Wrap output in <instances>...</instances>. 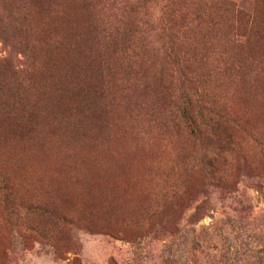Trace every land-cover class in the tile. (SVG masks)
Returning <instances> with one entry per match:
<instances>
[{
    "label": "rangeland",
    "instance_id": "1",
    "mask_svg": "<svg viewBox=\"0 0 264 264\" xmlns=\"http://www.w3.org/2000/svg\"><path fill=\"white\" fill-rule=\"evenodd\" d=\"M121 1L97 3L106 4L102 13L115 16L117 10L109 9L121 6ZM231 1L249 12L256 3ZM103 4L98 6L99 10ZM166 5L165 0H154L149 8L158 19ZM58 12L60 9L53 14L55 21ZM78 18L72 35L66 28H58L50 17L41 22L39 31L32 30L21 45L37 47L36 63L26 48L27 52L13 51L10 42L0 39V62L10 61L17 69L16 74H7L10 83L1 94L10 98V106L2 105L0 97V264H264V166L259 172L254 168L239 170L243 156L258 162L262 159L259 144H264V60H118L107 43L95 40L94 54L105 53L103 59L110 62L109 70L100 81L101 101L95 121L75 132L73 126H56L54 117L59 111L64 117L70 116L71 111L77 115L78 107H83L80 100L76 105L62 98L56 100L58 94L52 91L42 96L41 88L54 87L61 62L85 60L83 52L93 50L86 39L97 35L91 37L92 31L84 26L89 13L80 11ZM154 30L149 42L153 49H158L162 36L159 29ZM47 41L51 46L55 43L53 47L62 41L68 45L52 50L53 47H43ZM224 49L217 46L216 56L220 57ZM154 63L155 68L151 65ZM145 69L150 77L160 71L175 101L183 93L177 83L181 71L188 77L199 78L198 87L227 119L222 124L221 148H234L231 155L235 161L225 170L237 183V192L228 193L226 189L204 184L196 187L199 194L183 215L178 237L161 241L151 237L132 244L123 236L102 229L105 199L114 196L111 182L124 181L122 192L116 193L121 209L139 208L147 193L153 196L160 191L169 173L184 174L190 160L184 161L208 149L206 144L190 141L187 133L172 123L169 111L160 115L156 106L145 104L140 96L145 81L139 77ZM32 77H36L34 86L39 92L29 87ZM16 84L18 87L13 88ZM16 96H20L17 103ZM46 150L53 152L50 161L53 160L56 175L47 176L45 171L42 174L40 169H31L35 155ZM125 177H133L129 193ZM133 193L139 199L130 203L125 197ZM248 205L252 209L243 212ZM198 207L204 210L198 213ZM65 217L74 224L65 226L60 221Z\"/></svg>",
    "mask_w": 264,
    "mask_h": 264
},
{
    "label": "trees",
    "instance_id": "2",
    "mask_svg": "<svg viewBox=\"0 0 264 264\" xmlns=\"http://www.w3.org/2000/svg\"><path fill=\"white\" fill-rule=\"evenodd\" d=\"M153 1L122 0L119 4L121 6H112L109 9V11L117 10V15L113 16L102 13L107 9L106 4H98L97 0H0V39L2 42H10L13 51L25 49L26 47L21 43L27 41L32 30L39 31L42 27L41 22L48 17L58 28L60 26L66 28L72 35L75 22L79 21L80 11L89 13L84 26L92 31L91 37L97 36L85 38L88 45L92 44L93 50L89 51L90 53L88 49L83 52L85 60L61 62L62 69L58 72L54 87L41 88L42 96L52 91L58 94L56 100L62 98L76 105L79 99L83 106L78 107L80 112L77 115L75 111H71L70 116L67 117L62 116L60 111L57 114L54 112L56 126L62 129L73 126V130L77 132L84 126H91L96 119L95 112L101 101L100 81L106 78V72L109 70L107 65L110 64L108 60L103 59L105 53L94 54L96 50L93 44L98 39L112 48L118 60H264V0H256L254 10L251 12L238 8L237 4L231 0L217 2L165 0L166 11L158 19L153 16L149 8ZM102 4L99 10L98 6ZM58 9H60L57 13L59 17L55 21L53 14ZM96 9L98 12L94 13ZM37 13L40 15L39 21ZM154 29H159L162 36V46L158 49H153L149 42ZM66 45L68 42L62 41L58 47ZM219 45L225 48L219 53L220 57L216 56ZM53 46L50 41L43 44V47L52 48ZM58 47H53L52 50ZM26 49L35 59L32 60L33 63H36L37 47ZM151 65L153 68L156 67L155 63ZM144 66L145 64L142 65L143 68ZM179 67L182 66L179 65ZM144 72L139 74V77L145 81V88L140 94L145 104L151 105L150 107L156 106V113L160 115L169 111L172 123L178 124V127L187 133L190 141L206 144L209 151L206 149V152L200 156L192 154L188 157L184 161L187 163L188 159L190 160L186 164L184 174L169 173L160 191L153 196L147 193L148 197L142 200L139 208L131 206L127 210H121L122 206L119 205L120 199L116 196V192L117 190L122 192L123 182L112 183L114 196L106 198L105 205H109L104 206L107 209L103 207L102 229L111 235L123 236L132 244L141 243L151 237L158 241L178 237L182 233L183 215L199 194L196 187L204 184L208 187L226 189L228 193L237 192V183L232 182L230 174H227L225 170L235 161L231 155L234 148L223 149V151L221 148L222 124L227 119L222 112L217 111L215 103L211 102L208 95L198 87L199 78L188 77L184 71H181L180 76L177 77V83L181 86L180 90L183 93L177 95L175 101V96L169 88L165 87V79L162 74H159L160 71L153 77L148 76L147 69ZM8 73L16 74V67L10 61L3 64L0 62L1 103L10 106V98L6 97V94L1 95L6 85L10 83ZM34 79L36 80V77L31 78L29 87L33 92H39L34 86ZM15 87L18 85L13 86ZM19 100L20 96H16V103ZM62 108L61 106L60 109ZM36 109L37 106L34 107V112ZM259 145L261 161L250 160L248 156H243L239 170L254 168L255 172H259L263 168L264 144ZM50 153L49 163L42 165L40 169L42 174L45 171L48 176L53 173L56 175L55 167L50 161L53 152L50 151ZM46 165L51 167V170ZM125 178V188L131 192L130 183L133 178ZM90 181L94 182L93 179ZM168 185L173 187L172 190ZM126 195L128 197L125 198H128L130 203L139 199L134 193ZM183 202L188 205L181 206ZM112 204L115 206L113 207ZM198 208V213L204 210L201 207ZM114 209L115 213H112ZM249 209H252L251 205L244 207L242 211L246 212ZM60 221L65 226L74 224L68 217L61 218Z\"/></svg>",
    "mask_w": 264,
    "mask_h": 264
},
{
    "label": "bare ground",
    "instance_id": "3",
    "mask_svg": "<svg viewBox=\"0 0 264 264\" xmlns=\"http://www.w3.org/2000/svg\"><path fill=\"white\" fill-rule=\"evenodd\" d=\"M68 5V4H67ZM75 9V8H74ZM70 12V11H69ZM70 18V17H69ZM64 19H65V17H64ZM63 19V20H64ZM67 19V18H66ZM57 21V20H56ZM79 137V136H78ZM83 137V136H82ZM84 137H85V135H84ZM108 137V136H107ZM80 138V137H79ZM91 138V137H90ZM77 139V138H76ZM85 139V138H84ZM88 139V138H87ZM87 139H85V141L87 140ZM92 139H94V138H92ZM101 139V138H100ZM96 140V139H95ZM110 140V139H109ZM77 141H78V139H77ZM80 141H82V140H80ZM88 141V140H87ZM113 141V140H112ZM73 142H75V141H73ZM70 143H72V141H70ZM83 143V142H82ZM34 144V143H33ZM32 146V145H31ZM52 146V145H51ZM91 146V145H90ZM95 146V145H94ZM97 146V145H96ZM29 147V146H28ZM33 147H35V146H33ZM44 147V146H43ZM48 147H49V145H48ZM53 147V146H52ZM117 147H119V146H117ZM30 148V147H29ZM47 148V147H46ZM68 148V147H67ZM70 148V147H69ZM81 148V147H80ZM80 148H78V149H80ZM33 149V148H32ZM43 149V148H42ZM48 149V148H47ZM49 149H51V148H49ZM82 150H83V148H81ZM90 149V148H89ZM93 149V148H92ZM45 150V149H44ZM57 150H59V149H57ZM56 150V151H57ZM143 150V149H142ZM41 151V150H40ZM51 151V150H50ZM50 151H44V152H42L41 154H38V155H35V159H33V166L31 165V169H33V167H34V169L35 168H37L38 170L39 169H41L42 168V165H45L49 160H48V158L50 157V155H51V153H50ZM86 151V150H85ZM39 152V151H38ZM110 152V151H109ZM57 153V152H56ZM60 153V152H59ZM62 153V152H61ZM73 153V152H72ZM100 153V152H99ZM58 154V153H57ZM68 154V153H67ZM96 154V153H95ZM116 154V153H115ZM34 155V154H33ZM89 155H90V153H89ZM108 155V154H107ZM125 155V154H124ZM53 156V155H52ZM66 156V155H65ZM68 156V155H67ZM92 156V155H91ZM97 156V155H96ZM100 156V155H99ZM110 156H112V155H110ZM70 157V156H69ZM87 157V156H86ZM72 158V157H71ZM71 158L69 159V160H71ZM78 158V157H77ZM129 158V157H128ZM53 159V158H52ZM51 159V160H52ZM57 159V158H56ZM55 159V160H56ZM60 159V158H59ZM79 159V158H78ZM81 159V158H80ZM83 159V158H82ZM93 159H95V158H93ZM122 159H123V157H122ZM58 160V159H57ZM53 161V160H52ZM74 161V160H73ZM87 161V160H86ZM85 160H84V162H86ZM82 162V161H81ZM105 162V161H104ZM136 162H137V160H136ZM49 163V162H48ZM54 163V162H53ZM56 163V162H55ZM78 163V162H77ZM83 163V162H82ZM87 163V162H86ZM90 163H92V162H90ZM106 163V162H105ZM111 163V162H110ZM60 164V163H59ZM63 164V163H62ZM62 164L61 165H59V167H62ZM79 164V163H78ZM117 164V163H116ZM133 164V163H132ZM65 165H66V163H65ZM65 165H64V167H65ZM69 165V164H68ZM110 165V164H109ZM123 165V164H122ZM46 166H48V165H46ZM75 166V165H74ZM77 166V165H76ZM121 165H119V167H120ZM49 167V166H48ZM55 167V166H54ZM78 167V166H77ZM95 167V166H94ZM109 167V166H108ZM115 167V166H114ZM50 168V170H51V167H49ZM58 168V167H57ZM69 168V167H68ZM104 168V167H103ZM112 169H113V167H111ZM30 169V170H31ZM55 169V168H54ZM53 169V170H54ZM63 169V168H62ZM66 169V168H65ZM72 169H74L73 167H72ZM72 169H71V171H72ZM99 169V168H98ZM106 169V168H105ZM76 169H74L73 171H75ZM85 170V169H84ZM97 170V169H96ZM121 170V169H120ZM57 171H59V169L57 170ZM89 171V170H88ZM61 173H63L62 172V170L60 171ZM77 172V171H76ZM82 172V171H81ZM57 173V172H56ZM54 174V173H53ZM65 175V174H64ZM68 175V174H67ZM73 174H71V176H72ZM26 176V175H25ZM40 177H41V175H39ZM43 176H45V175H43ZM48 176V175H47ZM85 176V175H84ZM113 176V175H112ZM76 177V176H75ZM80 177V176H79ZM105 178L107 177V176H104ZM108 177H110V176H108ZM115 177V176H114ZM118 177V176H117ZM129 177V176H128ZM64 178V177H63ZM133 178V177H132ZM103 179V178H102ZM44 180V179H43ZM87 180V179H86ZM91 180V179H90ZM94 180V179H93ZM101 180V179H100ZM129 180V179H128ZM75 181V180H74ZM89 181V180H88ZM103 181V180H102ZM110 181V180H109ZM48 182V181H47ZM65 182V181H64ZM97 182V181H96ZM95 182V183H96ZM124 182V181H123ZM57 183V182H56ZM62 183V182H61ZM81 183V182H80ZM104 183V182H103ZM32 184V183H31ZM50 184V183H49ZM98 184V183H97ZM110 184V183H109ZM111 184H112V182H111ZM34 185V184H33ZM35 185H37V184H35ZM75 185V184H74ZM77 185H78V183H77ZM89 185V184H88ZM119 185V184H118ZM66 186H67V184H66ZM99 186V185H98ZM97 186V187H98ZM43 187V186H42ZM58 187V186H57ZM77 187V186H76ZM87 187V186H86ZM91 187H93V185L91 186ZM109 187V186H108ZM113 187V186H112ZM120 187V186H119ZM60 188V187H59ZM95 190V189H94ZM99 190H100V187H99ZM107 190V189H106ZM122 190V189H121ZM98 191V189L95 191V192H97ZM118 191V190H117ZM59 192V191H58ZM88 191H86V193H87ZM90 192H91V190H90ZM112 192H114V190L112 191ZM52 193H53V191H52ZM117 193V192H116ZM129 193V192H128ZM66 194V193H65ZM73 194H75V193H73ZM100 194H101V192H100ZM103 194V193H102ZM101 194V195H102ZM95 195V194H94ZM93 195V196H94ZM104 195V194H103ZM100 196V195H99ZM72 197V196H71ZM77 197V196H76ZM86 197V196H85ZM88 197V196H87ZM107 197V196H106ZM81 198V197H80ZM92 198V197H91ZM75 199V198H74ZM82 199V198H81ZM93 199H94V197H93ZM108 199V198H107ZM63 200H64V198H63ZM76 200V199H75ZM87 200H90L89 198L87 199ZM102 200V199H101ZM106 200V199H105ZM105 200L103 201V202H105ZM111 200V199H110ZM81 201V200H80ZM98 200H96L95 201V203L97 202ZM120 201V200H119ZM126 201V200H125ZM84 202V201H83ZM93 202V201H92ZM91 202V203H92ZM73 203H74V200H73ZM86 203V202H85ZM84 203V204H85ZM89 203V202H88ZM90 203V204H91ZM113 203V202H112ZM117 203V202H116ZM122 203V202H121ZM98 204V203H97ZM96 204V205H97ZM81 205V204H80ZM92 205V204H91ZM95 205V206H96ZM102 205H104V204H102ZM109 205V204H108ZM108 205H105V206H108ZM113 205V207L115 206L114 204H112ZM118 205V204H117ZM120 205V204H119ZM95 206H94V208H95ZM91 207V206H90ZM99 207H102V206H100L99 205ZM120 208V207H119ZM125 208V207H124ZM91 209H93V208H91ZM103 209V208H102ZM104 209H107V207H104ZM110 209H112V208H110ZM94 210V209H93ZM96 210V209H95ZM121 210H123V209H121ZM102 211H104V210H102ZM107 211V210H106ZM110 212V211H109ZM112 212V211H111ZM123 212V211H122ZM112 213H115V209H114V212H112ZM120 216H121V214H120Z\"/></svg>",
    "mask_w": 264,
    "mask_h": 264
}]
</instances>
